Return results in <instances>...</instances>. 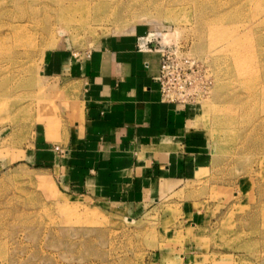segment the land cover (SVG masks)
I'll return each mask as SVG.
<instances>
[{"label": "rangeland", "instance_id": "1", "mask_svg": "<svg viewBox=\"0 0 264 264\" xmlns=\"http://www.w3.org/2000/svg\"><path fill=\"white\" fill-rule=\"evenodd\" d=\"M75 1L0 0V264H264V0L131 2L103 25L100 4ZM144 31L209 81L193 105L211 160L155 209L128 216L63 196L58 172L21 164L11 147L31 138L35 106L40 118L62 111L43 76L51 52L79 56Z\"/></svg>", "mask_w": 264, "mask_h": 264}, {"label": "crops", "instance_id": "2", "mask_svg": "<svg viewBox=\"0 0 264 264\" xmlns=\"http://www.w3.org/2000/svg\"><path fill=\"white\" fill-rule=\"evenodd\" d=\"M146 33L111 37L79 56L51 52L43 76L53 80L48 101L61 93L62 111L40 118L35 106L31 138L11 147L21 164L58 172L63 196L108 213L152 211L211 160L198 108L162 100L161 54L137 47Z\"/></svg>", "mask_w": 264, "mask_h": 264}, {"label": "built area", "instance_id": "3", "mask_svg": "<svg viewBox=\"0 0 264 264\" xmlns=\"http://www.w3.org/2000/svg\"><path fill=\"white\" fill-rule=\"evenodd\" d=\"M137 47L141 51L154 50L161 53L160 73L155 79L160 85L163 101L195 104L208 91L209 81L199 76L192 66L193 62L181 60L176 49L161 44L158 35L149 32L139 36Z\"/></svg>", "mask_w": 264, "mask_h": 264}, {"label": "bare ground", "instance_id": "4", "mask_svg": "<svg viewBox=\"0 0 264 264\" xmlns=\"http://www.w3.org/2000/svg\"><path fill=\"white\" fill-rule=\"evenodd\" d=\"M63 1V0H61ZM69 2H78L75 0H68ZM96 2V4H100V16H97L94 19V22L99 25H103L105 22H116L118 20V15L123 13L124 11H130L131 8H128V5L131 2H135L136 4H144L147 0H112V2L108 0H79V2ZM155 2H157L155 0ZM130 6V5H129ZM104 11V12H103ZM86 16H82V18H85ZM91 28V26L89 27ZM152 34H155V32H152ZM156 35V34H155ZM171 37V36H170ZM162 38L163 41H168L167 34L162 33ZM230 54V51L227 52ZM243 59L242 56H239L237 52H232L231 53V60L233 62V67L235 64V71H238V74L241 75L242 70L244 69V64H243ZM226 70V69H225ZM224 70V71H225ZM226 72V71H225Z\"/></svg>", "mask_w": 264, "mask_h": 264}]
</instances>
